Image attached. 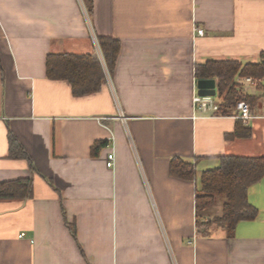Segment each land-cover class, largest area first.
Here are the masks:
<instances>
[{"label": "crops", "instance_id": "0c3cea01", "mask_svg": "<svg viewBox=\"0 0 264 264\" xmlns=\"http://www.w3.org/2000/svg\"><path fill=\"white\" fill-rule=\"evenodd\" d=\"M88 3L90 16L83 0H0V182L33 181L31 197L0 200V264H264V177L249 188L256 218L231 233L198 231L195 204L222 156H264V76H235L253 98L249 136H232L236 108L193 102L196 65L264 61V0ZM94 36L121 42L98 92L47 77L50 53L103 62ZM12 137L32 161L10 156ZM174 157L195 165L194 179L171 173ZM223 203L202 219L221 217Z\"/></svg>", "mask_w": 264, "mask_h": 264}, {"label": "trees", "instance_id": "16d2710c", "mask_svg": "<svg viewBox=\"0 0 264 264\" xmlns=\"http://www.w3.org/2000/svg\"><path fill=\"white\" fill-rule=\"evenodd\" d=\"M84 1L86 3L88 0ZM86 7L90 16L92 5L86 3ZM97 40L105 65L97 52L50 53L46 61L47 77L52 80H67L77 96L98 92L105 79V66L111 74L116 67L121 42L109 36H97ZM240 71L242 74L261 78L264 76V61L247 64L245 67L235 60H209L204 64L196 65L195 74L199 80L216 79L217 81V93L222 99L218 106L220 115H235L233 111L238 101L244 100L251 103L253 99L250 95L238 90L235 84V76ZM242 122L243 120L239 119L232 136L250 135V129L244 127ZM101 144L98 143L95 149ZM10 156L27 157L32 161L15 137L11 139ZM170 171L173 175L187 180H192L196 176L195 165L180 157L172 159ZM263 177L264 156L224 155L220 158V164L217 167L203 171L200 177L201 188L195 198L198 231L207 234L211 224H217L231 233L240 221L255 219L258 210L249 201V188L261 181ZM32 194L33 181L30 178L0 182V200L26 199ZM219 197L224 198L222 216L208 222L203 220L204 212L215 206ZM73 234L75 236L74 230Z\"/></svg>", "mask_w": 264, "mask_h": 264}, {"label": "built area", "instance_id": "2783aa9c", "mask_svg": "<svg viewBox=\"0 0 264 264\" xmlns=\"http://www.w3.org/2000/svg\"><path fill=\"white\" fill-rule=\"evenodd\" d=\"M194 30L199 34V35H204V30L199 28L198 26H195ZM95 41H97V37L94 36ZM245 82H252L251 77H247L244 79L239 80V84L244 85ZM193 102L194 104L199 107L201 110L204 112H214L218 110V105L215 101V95H201L198 92H195L193 96ZM236 109L238 111V117L243 120L244 123H247L251 118H252V113L249 104L246 101H239L236 104ZM114 160H115V154L110 153L108 155V162L107 165L109 167L114 165ZM25 233H21L20 237H24Z\"/></svg>", "mask_w": 264, "mask_h": 264}, {"label": "water", "instance_id": "95a60500", "mask_svg": "<svg viewBox=\"0 0 264 264\" xmlns=\"http://www.w3.org/2000/svg\"><path fill=\"white\" fill-rule=\"evenodd\" d=\"M198 93L201 95H215L216 94V80L215 79H200L197 81Z\"/></svg>", "mask_w": 264, "mask_h": 264}, {"label": "rangeland", "instance_id": "374dc122", "mask_svg": "<svg viewBox=\"0 0 264 264\" xmlns=\"http://www.w3.org/2000/svg\"><path fill=\"white\" fill-rule=\"evenodd\" d=\"M83 1H84V0H83ZM86 3H87V5L89 4L88 1H86ZM86 3H85V1H84L85 6H86ZM86 9H87V7H86ZM87 11H88V10H87ZM87 16H88V13H87ZM198 174H200V169H199V171H198ZM218 200H219V202H223V201H224V198H223V197H219Z\"/></svg>", "mask_w": 264, "mask_h": 264}, {"label": "bare ground", "instance_id": "6f19581e", "mask_svg": "<svg viewBox=\"0 0 264 264\" xmlns=\"http://www.w3.org/2000/svg\"><path fill=\"white\" fill-rule=\"evenodd\" d=\"M98 41V40H97Z\"/></svg>", "mask_w": 264, "mask_h": 264}]
</instances>
